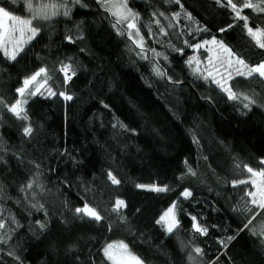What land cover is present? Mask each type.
Masks as SVG:
<instances>
[{"label":"trees","instance_id":"trees-1","mask_svg":"<svg viewBox=\"0 0 264 264\" xmlns=\"http://www.w3.org/2000/svg\"><path fill=\"white\" fill-rule=\"evenodd\" d=\"M31 2L39 8L56 0ZM82 3L85 6L74 7L70 17L34 21L41 30L15 61L0 52V98L8 105L21 98L16 89L41 67L51 77L35 96L25 94L27 121L0 104L4 149L0 152L4 192L0 219L6 220L0 235H11L6 244H0V264H110L102 249L121 241L146 264H264V235L260 234L264 209L251 205L244 196L254 187L231 183L261 179L237 165L257 171L264 167V83L243 77L229 81L235 91L255 93L257 104L246 109L241 100L229 99L211 77L206 81L194 73L196 61L192 67L187 63L196 57L204 75L209 68L220 79L225 69L220 67L217 73L208 58L219 67L216 57L225 54L214 45L195 49L189 44L215 37L251 65L264 61V49L246 34L243 21L228 28L233 24L230 10L215 0H180L199 26L208 29L200 32L183 13L172 21L175 27H169L164 16L151 15L157 11L171 17L173 12H182L180 5L128 0V7L140 16L138 27L148 57L143 59L132 38L112 26L115 18L98 0ZM0 6L29 18L27 0H2ZM245 14L257 19L251 10ZM156 18L167 35L160 32ZM66 35H72L75 43L68 42ZM69 59L76 75L66 83L59 68L61 61ZM156 67L166 76L156 75ZM43 79L42 74L29 90L39 87ZM49 87L57 95L50 96ZM61 91L73 99L64 100ZM28 125L33 129L31 136L23 133ZM109 171L120 184L109 181ZM31 180L42 189L34 185L21 192ZM138 184L170 190L156 192ZM185 189L192 193L188 198L181 196ZM117 199L127 205L119 213L111 211ZM85 201L105 220L79 219L74 209ZM173 202L179 225L168 233L156 221ZM121 215L127 223L119 219ZM193 216L208 228L207 235L194 229ZM250 219L252 223L245 227ZM38 221L46 223V229ZM195 247L203 249L204 255L197 256ZM190 255L196 257L195 262L189 260Z\"/></svg>","mask_w":264,"mask_h":264},{"label":"snow or ice","instance_id":"snow-or-ice-1","mask_svg":"<svg viewBox=\"0 0 264 264\" xmlns=\"http://www.w3.org/2000/svg\"><path fill=\"white\" fill-rule=\"evenodd\" d=\"M0 2H2V0H0ZM12 2L17 3V0H12ZM21 2H24V0H21ZM166 2L180 5L182 12H173L171 17L165 16L163 12L157 11H154L151 15L153 17L164 16L165 19L169 20V27H175V24H173L172 21H178L181 14L183 13V16L186 20L198 25L196 28L197 32L208 31L207 28L199 26V22L195 20L190 12L184 9L183 5L180 3V0H166ZM98 3H100L101 6L105 8V10L110 12L111 15L115 17V21L113 22L112 26L117 29L118 33L132 37L137 47L141 49V58L148 59L145 52V39L141 34L140 28L138 27V22L140 19L139 13L128 7V0H118V2L117 0H98ZM215 3L220 7H226L230 10L233 24L228 25V28L233 27L237 22L243 21L242 27L246 34L255 42L257 47L264 49V0H215ZM76 6L84 7L85 5H83L82 0H56V2L41 4L39 8H33L31 0H27V11L29 13V18H21L18 15H13L11 11L0 6V52H2L3 55L9 60L15 61L17 57L24 51L25 45L28 44L35 36H37L41 30V26L34 23V21H50L51 19L58 16L70 17L73 8ZM245 10H251L253 16L257 17V19L250 18L249 15L245 14ZM9 21L11 22L10 24L7 23ZM154 22L155 24L160 25V32L164 35H167V31L161 25L160 19L156 18ZM122 25L124 27H121ZM226 30V28L220 29L222 32ZM148 31L149 35L151 36L153 34L151 26H148ZM80 38L82 37H76V39ZM65 39L70 43H75V39L72 35H66ZM184 43L188 44V41L185 40ZM206 45H214L220 50L221 53L225 54L223 58L220 56L216 57L217 61L219 62V67L213 63L212 57L208 58V65H210L212 69H215L217 73H219L220 67H223L225 71L224 73H219L221 77L220 79H217L213 74V71L209 68L205 69L207 75H204L199 67L200 61L196 57H190L187 61L189 67H192L193 61H196V66L193 68V72L200 74L206 81L211 77L212 81L221 89V91L227 94L229 99L241 100L244 108L250 109L252 105L257 104L255 93L250 95L245 92L235 91L233 90V87L229 81L235 79V77H243L249 80L258 79L261 83H264V61H260L255 65H251L247 63L242 57L234 53L229 47L224 45L222 41L216 40L215 37H213L211 40H204L202 43H196L194 45L189 44V47L200 49ZM169 46L173 47L176 51H183L182 49H175V47L172 45ZM147 51H151L154 56H163L165 60L168 59L164 53L156 52L155 49H148ZM208 51H212V49L209 48ZM59 71L63 73L65 82L70 81L76 75V69L70 59L67 63L61 61ZM154 72L160 77L166 76V73L159 67L154 68ZM42 74L44 79L39 87H36L35 90H29V86L32 85L33 82L37 81V78ZM49 79H51V77L48 75V69L41 67L33 75L28 76L23 80L22 87L16 89V92L21 97L20 99H16L11 105H8L2 98H0V104H3L6 110L11 112L16 118L22 121H27L29 117L25 105L28 103V101L27 99H24L25 94L27 93L28 96H35L36 93L40 91V88L44 87V85L48 83ZM169 79L171 78L169 77ZM47 91L50 96L57 95L56 92L52 91L51 87H49ZM59 95L66 101L73 99L71 95H68L63 91L59 92ZM121 127L125 126L121 125ZM23 133L26 136H31L33 133L32 127L30 125L24 126ZM2 151H4V149L2 145H0V152ZM0 160H2V157H0ZM261 164L264 165V160L261 161ZM36 167L39 168V165ZM237 167H242L246 173L251 174V177L261 178L259 182L256 179L249 178L235 179L231 183L234 187L238 185L249 184L254 187L255 190H246L244 196L250 198L248 203L251 205L259 206L260 208L264 209V167H261L258 171L254 170L248 165H237ZM188 171L192 175H195V172L190 167ZM107 176L112 184H120V180L115 175H113L111 171L107 173ZM34 185L42 189V185H38L36 180H31L24 187H21L20 191L24 192L25 188L32 189ZM137 187L148 188L149 190L156 192H166L170 190L168 186L158 187L156 185L138 184ZM3 195V186L0 185V198H2ZM191 195L192 193L188 189H185L181 193V196L184 198H188ZM33 196H35V193H33ZM241 199L243 200L244 197H241ZM31 207L43 208V205L38 206L37 204H32ZM126 207L127 205L125 201L117 199L111 211L119 213L121 208ZM176 207V203L173 202L172 205L156 221V223L162 225L168 233H172L179 225V221L175 217L174 210ZM247 210L251 211L250 208ZM0 213H2V209H0ZM74 213L81 220L90 219L94 222L105 220V216H102L97 208L90 205L87 201L83 203V206L76 207L74 209ZM45 215H47V213H45ZM119 219L127 223L126 216L121 215L119 216ZM252 219H255V216H253ZM252 219H250L247 224H245V227L252 223ZM192 220L195 222L196 217L193 216ZM13 222H15L14 218ZM37 223L41 229H46V223L39 221ZM108 227L111 229L112 224L110 223ZM193 227L202 235H207L208 233V228L202 227L199 222H195ZM5 228L6 220L0 219V229ZM260 234L264 235V231H262ZM233 238L234 237H229V240ZM9 239H11L10 233L0 235V244H6ZM221 243L223 244L224 241H221ZM193 251L197 254V256L204 255L203 249L200 247H195ZM102 252L104 258L109 261L110 264H146V261L140 256L131 252L129 246L123 241L118 243H107L103 247ZM8 255L13 256L16 260H19V257L16 256L14 252H9ZM188 258L193 262L196 260V257L191 255ZM212 264H215V261H213Z\"/></svg>","mask_w":264,"mask_h":264},{"label":"rangeland","instance_id":"rangeland-1","mask_svg":"<svg viewBox=\"0 0 264 264\" xmlns=\"http://www.w3.org/2000/svg\"><path fill=\"white\" fill-rule=\"evenodd\" d=\"M117 2H118V0H117ZM110 13V12H109ZM111 14V13H110ZM112 16V15H111ZM113 17V16H112ZM115 18V17H114ZM10 22V21H9ZM9 22H7L8 24H10ZM129 31H132V30H129ZM132 38V37H131ZM132 40L134 41V39L132 38ZM220 51V50H219ZM36 82V81H35ZM70 81H68V82H66V83H69ZM33 84H34V82H33ZM31 86V85H30ZM29 86V87H30ZM42 88H40V90H41Z\"/></svg>","mask_w":264,"mask_h":264}]
</instances>
